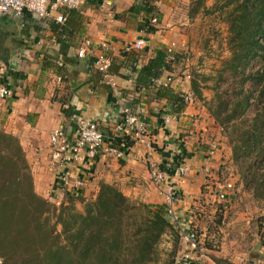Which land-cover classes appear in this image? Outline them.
Listing matches in <instances>:
<instances>
[{
	"label": "crops",
	"instance_id": "0c3cea01",
	"mask_svg": "<svg viewBox=\"0 0 264 264\" xmlns=\"http://www.w3.org/2000/svg\"><path fill=\"white\" fill-rule=\"evenodd\" d=\"M142 1L160 15L156 33L143 30L142 23L149 15L141 9ZM135 8L141 11L135 12ZM179 8L178 0H113L109 5L102 0H87L78 9L63 11L64 25L40 20L29 13L22 17L0 16V38L4 42L0 57L8 60L6 67L0 63V69L6 70L0 84L13 91L11 98H0V127L19 138L36 191L44 198L64 201L65 192L57 189V183L67 173L71 181L87 182L86 188L76 191L85 198H96L100 185L107 183L116 185L132 201L166 204L164 189L152 182L146 148L138 143L127 144V135L116 131L121 122V105L111 87L103 81L93 59L78 56L84 39L106 44L112 57L113 80L124 91L131 111L147 121L150 142L156 149L154 158L170 170V180L180 192L176 218L192 223L201 237L207 238L202 243L211 239L210 226L198 219L195 210L204 185L214 180L212 171L219 167L221 152L210 156L209 144H218L221 131L197 100H190L182 113L174 114L172 101L159 94L160 85H137L138 72L156 57L157 50H167L174 44L180 55L185 53L180 44L184 41V28L177 25ZM142 39L148 42L144 50L131 48ZM167 78H171L169 87L175 94L193 98L190 76L165 72L160 80ZM81 120L100 125L105 135L104 150L95 158L84 154L73 165L55 167L51 157L52 134L63 130L69 139L75 140ZM110 149L119 150L122 157ZM182 163L190 170L181 177L174 169ZM252 236L256 238L257 233ZM249 245L248 250L241 252L236 247L232 249L234 243L230 247L224 245L220 253L207 252L218 254L217 258L231 264H264L263 257H250L254 246ZM186 249L181 242L179 255L183 256ZM194 258L192 264H215L207 256L201 260Z\"/></svg>",
	"mask_w": 264,
	"mask_h": 264
},
{
	"label": "trees",
	"instance_id": "16d2710c",
	"mask_svg": "<svg viewBox=\"0 0 264 264\" xmlns=\"http://www.w3.org/2000/svg\"><path fill=\"white\" fill-rule=\"evenodd\" d=\"M143 5L149 15L143 30L156 33L160 15ZM220 10L230 24L232 57L227 64L239 84L232 95L219 96L210 113L225 131L241 181L255 199L264 200V0H232ZM185 58L178 55L177 62L171 63L167 50H157L156 57L138 72L137 85H154L165 72L176 71ZM258 59L262 66L248 72ZM159 91L172 101L174 114L188 105L187 97L170 87ZM192 93L194 100H203L196 81ZM252 107L255 115L249 119L246 114ZM127 137V144L135 143ZM54 203L37 193L19 138L0 127V264H177L181 235L168 217L166 204L132 201L107 183L100 185L94 199L65 191L64 201ZM77 203L84 205L83 211ZM165 236L172 237L173 248L160 263L159 247Z\"/></svg>",
	"mask_w": 264,
	"mask_h": 264
},
{
	"label": "rangeland",
	"instance_id": "374dc122",
	"mask_svg": "<svg viewBox=\"0 0 264 264\" xmlns=\"http://www.w3.org/2000/svg\"><path fill=\"white\" fill-rule=\"evenodd\" d=\"M230 1L232 0H178L181 8H179L177 25L184 28L185 36L182 38L184 41L180 44L186 58L176 65V71L179 77L190 76L191 85L192 81L198 83L203 93V100L197 99V101L213 120L210 108L215 107L214 101L219 96L232 95L239 84V80L232 75L227 64L232 57L229 44L230 24L220 10ZM262 43L264 44V39ZM3 44L0 38V47ZM7 61L5 57H0V63L5 67ZM261 66V60H255L249 66L248 72H254ZM185 72H187L186 75H184ZM255 110L256 107H252L246 117L253 118ZM218 127L221 132L217 145L222 157L219 160V167L212 171L214 180L204 185L202 196L197 202V210L194 211L206 227L210 226L211 234L208 237L211 239L202 242L201 247L204 249L205 256L215 264H217L216 260L224 261V264H231V262L219 259L218 254L207 251L213 250L220 253L224 245L230 247L231 243H234L232 249L236 247L238 252L248 250L249 244H252L254 251L250 253V257L264 258V200L255 199L252 192L241 181L239 170L233 161L229 140L224 134L225 131L219 125ZM226 181H230L234 188L229 192L227 202H221L218 198L220 191L218 185ZM87 199L90 200V198ZM76 206L79 211H83V204L77 203ZM59 229H61L60 226ZM256 233L257 237L254 238L252 235ZM199 235L201 240L207 239L202 238L201 233ZM35 239L41 243L39 238ZM40 243H37V247ZM172 248V237L165 236L159 247L160 263L168 259ZM181 257L178 252L177 264L182 262ZM202 262L201 264H207Z\"/></svg>",
	"mask_w": 264,
	"mask_h": 264
},
{
	"label": "built area",
	"instance_id": "2783aa9c",
	"mask_svg": "<svg viewBox=\"0 0 264 264\" xmlns=\"http://www.w3.org/2000/svg\"><path fill=\"white\" fill-rule=\"evenodd\" d=\"M113 0H102L103 4L109 5ZM87 0H0V16L13 15L14 17H22L26 13L32 14L40 20H54L58 25H64L66 22L65 10H74L80 8ZM156 23V19L153 20ZM148 46V42L144 39L137 41L131 48L136 50H144ZM168 60L171 63L177 62L178 53L175 45H171L168 49ZM182 55L185 56L183 52ZM80 58H90L94 60V66L100 72L103 81L109 85L113 91L114 97L121 108V122L116 126V131L125 135H129L135 143L141 144L146 148V163L151 175L152 182L164 189L166 205L168 206V217L175 223L181 235V241L186 245L187 249L183 253L182 262L180 264H192L194 257L201 260L205 258L204 249L201 247V239L199 233L193 228L192 223L187 221L179 222L175 215V206L180 202L181 195L176 186L170 180V170L164 168L155 158L156 149L150 142L149 127L147 122L139 119L128 107V98L124 91L120 89L113 80L111 73L112 57L110 50L106 44H97L91 39H84L78 50ZM6 74L5 68L0 69V80ZM172 80L167 78L165 81L157 79L156 84L161 87H169ZM13 96V91L8 86L0 84V98L7 99ZM192 96L186 98V101L192 100ZM169 119L167 120V122ZM105 145V135L100 129L97 122L89 120H81L78 124L77 137L71 140L63 130H56L51 136V157L55 167L64 168L73 165L83 158L84 154L90 158H95L103 150ZM110 151L119 157L123 153L119 150L110 149ZM218 151L216 142L209 144V155L214 156ZM186 164H178L174 173L177 176H185L189 172ZM85 180L77 179L71 181L70 175L63 174L57 183V189L63 191H77L86 188ZM219 201L227 202L229 192L233 190V184L226 181L218 185ZM62 196V195H61ZM60 196V197H61ZM55 203L60 205L62 201L56 200Z\"/></svg>",
	"mask_w": 264,
	"mask_h": 264
}]
</instances>
